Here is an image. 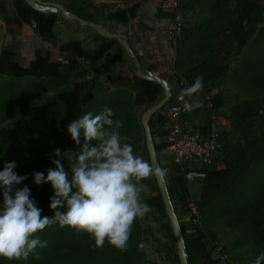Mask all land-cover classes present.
Here are the masks:
<instances>
[{
    "label": "trees",
    "instance_id": "1",
    "mask_svg": "<svg viewBox=\"0 0 264 264\" xmlns=\"http://www.w3.org/2000/svg\"><path fill=\"white\" fill-rule=\"evenodd\" d=\"M4 1L0 0V5ZM59 1L77 16L103 25L108 20L127 24L137 6L119 1ZM12 3L18 22L34 21L41 37L54 39L56 12L36 10L25 0H12ZM228 3L229 0H181L184 11L198 6L205 14L198 23L185 21L174 45L176 64L183 69L173 76L183 79L188 87L198 75L204 79V86L198 92L202 98L199 103L203 106L209 102L210 107L199 111L204 117L200 131H209L211 114L221 111L223 116L229 112L232 117L229 122L240 133L239 137H233L231 130L218 129L220 146L211 162L201 167L205 175L195 199L201 225L189 230L181 225L189 264H217L218 260L211 256L216 230L229 237L226 245L221 244L228 253L232 251L229 258L235 264H253L264 252V0H234L232 7H227ZM94 36L97 45L88 50L79 39L61 41V59L49 50H36L25 62L11 47L3 45L0 50V125L8 119L11 121L9 126L0 128V170L6 162H16L17 174L27 176L17 187L26 185L31 189V197L43 209L42 216L53 215L49 197L54 193L50 183L37 185L33 174L39 171L46 176L47 169L55 167L51 162V158L59 159L53 155L55 149L59 148L61 153L79 150L67 132V125L85 113L95 115L106 107L111 109L113 119L123 124L121 135L130 137L128 142L133 145L134 153L148 161L140 114L162 97V87L136 75L134 68L124 75L116 64L125 57L131 59L117 39L96 31ZM105 73L106 82L115 84L116 88H100L99 77ZM212 88L218 89L210 94ZM50 89L54 92L26 111L34 95ZM173 93L149 121L156 150L167 145L164 135ZM205 96L208 97L204 99ZM196 110L185 109L180 121ZM254 121L258 126L256 133ZM62 163L67 169V161ZM169 169L165 180L176 213L178 207L186 212L191 194L184 171L174 161ZM143 183L148 185V191L141 194L143 201L158 210L174 242L154 177ZM36 235L47 241V247H37L26 260L0 257V264H142L144 259L138 247L142 240L141 219L135 220L125 250L107 240L102 247H96L89 234L58 224ZM172 253V259L179 264L176 251Z\"/></svg>",
    "mask_w": 264,
    "mask_h": 264
},
{
    "label": "clouds",
    "instance_id": "2",
    "mask_svg": "<svg viewBox=\"0 0 264 264\" xmlns=\"http://www.w3.org/2000/svg\"><path fill=\"white\" fill-rule=\"evenodd\" d=\"M203 86V76L198 75L181 94L191 97ZM201 106L199 102L184 105L188 111ZM113 116L106 107L99 114L87 112L69 122L67 132L79 150L61 153L55 149L53 155L59 159L50 157L55 167H49L46 176L39 171L33 174L37 185L51 184L52 216H42L43 209L31 197L28 186L17 187L27 176L17 174L16 162L4 164L0 170V257L26 260L37 247H47V241L36 234L53 224L89 234L96 247L107 240L121 250L127 248L135 220H143L151 211L142 199L141 194L148 191L143 181L150 177L164 179L171 170L135 154L128 142L130 137L121 135L122 122ZM262 261L264 252L253 264Z\"/></svg>",
    "mask_w": 264,
    "mask_h": 264
},
{
    "label": "crops",
    "instance_id": "3",
    "mask_svg": "<svg viewBox=\"0 0 264 264\" xmlns=\"http://www.w3.org/2000/svg\"><path fill=\"white\" fill-rule=\"evenodd\" d=\"M37 1L46 4L61 5L59 0ZM92 1L95 3L119 1L123 5L137 3L135 14L129 19L127 24L121 25L114 20H108L104 25L111 31L123 32L126 34L133 51L137 55L142 70L148 69L163 75L170 83L172 91L175 92L179 90L181 82L184 80L178 79L173 75L177 70H182L183 67L176 64L174 45L165 37L164 30L170 22V15L168 11L162 9L159 0ZM192 9L184 11V15L187 11H191ZM185 21L195 22V20H184V23ZM94 31L95 30L88 25H77L74 19L66 17L61 18L60 13H57L53 25L54 39L47 40L37 33L36 28L33 27L31 23H20L15 19L12 0H5L3 4L0 5V50L3 45L11 47L16 55L25 60V62L33 56L36 50H49L55 57L62 56L59 50V43L69 39H79L86 50L93 48L97 45L98 41L94 36ZM118 47L117 45L116 48ZM185 48H189L187 41L185 43ZM131 65L133 66L132 68L135 69L133 61L125 57L122 61L117 62L116 68L121 70L124 75H128ZM106 78V73L99 77L100 88L104 89L108 87L109 90L116 88L115 84L111 82L107 83ZM187 87L186 85V88ZM213 89L216 90L213 91ZM217 89L218 88H212L210 94L216 92ZM206 97L208 96H205L204 99H206ZM186 100L188 103H196L200 102L202 98L199 93H196L191 97H186ZM202 107H210V103L206 102L203 106L197 108L194 113L189 114L187 118L182 119V124L184 126L190 127L193 131L198 133H202L200 128L204 122V119H197ZM210 120L209 129L215 124L223 123L221 117L213 115V113L210 116ZM139 155L142 156L141 154ZM156 156L158 163L164 166V168L169 169L171 167L173 160L169 148L163 146L157 149ZM187 183L191 188L190 183L193 182L187 181ZM190 194L192 198H198V193L193 195L191 190ZM177 216L181 225L185 227L186 230H189L191 226L187 225V213L178 207ZM163 222L164 218L160 215L158 210L152 208L151 211L145 215L143 220H141L143 246L139 248L144 254L142 264H176V261L172 259V251L175 250V244L169 237Z\"/></svg>",
    "mask_w": 264,
    "mask_h": 264
},
{
    "label": "built area",
    "instance_id": "4",
    "mask_svg": "<svg viewBox=\"0 0 264 264\" xmlns=\"http://www.w3.org/2000/svg\"><path fill=\"white\" fill-rule=\"evenodd\" d=\"M162 9L170 13V22L164 30L165 37L175 45L177 38L181 35L185 15L181 0H159ZM31 25L35 27V22ZM57 59H61L58 56ZM186 88L185 82H181L179 90L173 93L172 101L168 106L167 132L164 139L166 147L170 149L172 160L180 164L186 181L193 183L201 182L205 172L201 167L211 162L213 153L220 146L218 129H210L205 133L193 131L184 126L180 121V114L185 110L186 97L182 96V90ZM186 211L188 218L195 226H200V212L196 206L195 199L191 198ZM143 246L142 240L138 243ZM211 256L218 260V264H234L229 258V253L221 243L212 242Z\"/></svg>",
    "mask_w": 264,
    "mask_h": 264
},
{
    "label": "water",
    "instance_id": "5",
    "mask_svg": "<svg viewBox=\"0 0 264 264\" xmlns=\"http://www.w3.org/2000/svg\"><path fill=\"white\" fill-rule=\"evenodd\" d=\"M25 1L32 8L36 10L60 13L61 18L66 17V18L74 19L77 25H88L102 36L116 38L120 46L123 48L125 54L133 61L134 66H135V69H134L135 74L142 78L155 81L162 87V90H163L162 97L155 103L147 106L140 114V124L143 130V137H144V143H145L148 162L154 166L161 167V165L158 163V160H157L156 149H155V145L153 142V137L151 134L149 121L153 113L156 110L160 109L171 98L172 90H171V85L168 82V80L163 75L158 74L154 71H151L148 69H145V70L141 69L140 62L137 58V55L133 51L125 33L111 31L107 27H105V25L94 22V21H88L86 19H83L77 16L76 14H74L73 12H71L70 10H68L67 8L61 7L59 5L41 3L37 0H25ZM154 180L158 187L161 200L163 203L165 215L168 219V224L172 232V236H173L174 244H175V250H176V254L178 258V263L179 264H189L188 253L186 250V245H185L181 223L178 219L173 201L171 199L170 192L167 186V182L165 178L160 179V178L154 177Z\"/></svg>",
    "mask_w": 264,
    "mask_h": 264
},
{
    "label": "rangeland",
    "instance_id": "6",
    "mask_svg": "<svg viewBox=\"0 0 264 264\" xmlns=\"http://www.w3.org/2000/svg\"><path fill=\"white\" fill-rule=\"evenodd\" d=\"M234 5V0H229V3H228V6L227 7H232ZM61 7H63L62 5H60ZM203 14H205L204 12L200 11L199 7L198 6H194L193 9L191 11H187L186 14H185V20H195L197 22H200V17L203 16ZM133 66L131 65L130 68H132ZM224 89H227V85H224L223 86ZM216 89H213V91H215ZM54 92V89H50L48 91H46L44 94H40V95H34L28 102L27 106H26V111H29L31 110L35 105L41 103L42 101L45 100V98L50 95L51 93ZM204 112V109L203 110H200V112ZM213 115H218L221 117V119H223V123H219V124H215L213 125V127L211 129H222V128H225V129H228V130H231L232 131V135L233 137H239L240 136V133H239V129L237 127H235L234 125H232L229 121L232 120V117L231 115L228 113H226V115L223 116V114H221V111H219V113L217 112H213ZM197 119L201 120V119H204V117L202 116V114L199 113ZM216 123V122H215ZM11 124V121L10 119L6 120L5 122H3L1 125H0V128L1 127H6V126H9ZM253 125H254V133H256V129L258 128L257 126V122L254 121L253 122ZM243 142H244V139L242 138ZM191 184V188H190V191L192 190V194L193 195H196L197 193L199 194V183H190ZM193 184V186H192ZM196 185V186H194ZM192 198V197H191ZM193 199H197L196 198H193ZM196 201V200H195ZM189 217V215H188ZM188 220V223L187 225L189 226H195V224H193L190 220V218L187 219ZM200 225H201V222H200ZM213 225H211L210 227H212ZM216 242L218 243H224L225 245L229 242V237L225 236L222 231L220 230H216ZM215 242V241H214ZM139 247V246H138ZM230 255L232 254V251H229ZM235 264V263H234Z\"/></svg>",
    "mask_w": 264,
    "mask_h": 264
}]
</instances>
